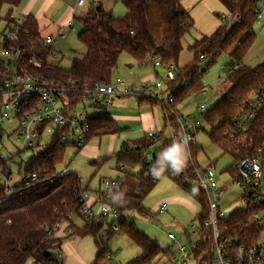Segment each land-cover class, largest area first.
<instances>
[{"label":"trees","instance_id":"16d2710c","mask_svg":"<svg viewBox=\"0 0 264 264\" xmlns=\"http://www.w3.org/2000/svg\"><path fill=\"white\" fill-rule=\"evenodd\" d=\"M24 0H0V8L5 5L7 10L0 20L14 21L13 9ZM125 7L124 14L115 16L111 11L100 6L89 7L82 14L73 17L81 30L77 34L79 42L85 48L80 57L72 58L68 67L48 62V47L41 48L37 53L45 61L38 71L45 76L65 82L72 79L75 85L83 82L112 81V73L117 66L118 57L122 52L128 53L138 64H143L148 55L159 57L162 69L168 63L177 66L175 77L171 80L162 78L163 83L174 96L175 104L185 97L188 89L200 86L201 76L211 67L215 58L221 53H229L234 59L237 68L229 69L226 78L228 84L222 88L221 96L209 108L199 115L191 113L207 124L209 138L223 152H228L236 159L243 155L249 147V136L229 141L225 131L229 128L231 120L238 110L244 105L250 93L264 84V62L253 67L246 66L242 59L251 47L255 33L251 26L257 20L263 8L264 0H219L230 16L225 20L216 15L220 20L217 27L210 34H202L188 44L192 59L185 65H177L179 54L182 50V39L194 28V20L189 10L183 7L181 0H119ZM23 20L18 26L17 42L29 44L40 39L41 28L31 14L22 15ZM13 44V43H12ZM27 54L26 56H28ZM205 56L203 60L200 56ZM161 77V76H160ZM199 86H197L199 88ZM200 90L198 91V93ZM71 106L75 108L81 100L79 91H69ZM139 103H155L149 99L136 98ZM163 108V107H162ZM165 122L173 129L174 137L164 139L159 145L154 146L150 152L151 159L145 162L143 156L161 139L158 132L154 139H149L152 132L145 133L141 138L133 140L129 145L126 141L121 143V151L116 154L117 167L127 171L134 166H140L139 172L133 174L135 182H126L116 179L113 191H97L98 202L108 201L116 207L119 232L130 239L138 248V256L127 264H156L157 256L163 255L172 263L170 250L162 249L155 241L145 236L135 227L134 218L129 212L135 210L139 215H146L148 211L142 205L143 198L152 190L157 180L162 177H153L149 169L156 159V155L172 142L178 134L175 116L165 110ZM89 132L87 141L92 137L118 132L114 122L107 115L88 117ZM251 135V133H250ZM252 140H257L258 135L252 132ZM66 146L58 140L54 133L48 142L39 147L25 161L18 163V173L22 175L36 174L34 182L48 183L38 185L28 191L12 197H6L0 187V264H25L32 260L33 264H63L59 254L61 240L53 236L54 231L63 222H68L67 227L74 230L72 235L93 237L98 253L92 264H107L106 254L110 251L107 243L117 232L103 226V218L97 216L77 227L71 217L76 216L80 204L81 190L88 189L87 183L81 185L79 177L74 172L57 175V166L65 156ZM197 148L191 149L190 160L184 171L191 172L194 166H199L195 160ZM18 154V153H17ZM11 158H3L0 162L6 165ZM99 160V161H98ZM106 158L94 160L102 163ZM98 161V162H97ZM10 168V167H9ZM185 192H193L194 199L199 203L200 210L195 215L197 220L206 215V203L202 193L190 185L183 184L175 174L166 172ZM236 178L233 172L229 182ZM30 181L28 183H34ZM14 187L12 191L21 186ZM119 192H124L123 202L115 200ZM95 207V206H94ZM245 209H234L222 220L227 225V236L233 242L249 246L257 237L254 226L247 219ZM111 220L108 222V225ZM117 233V234H118ZM103 234L107 237L102 240ZM234 248V247H232ZM231 250V249H229ZM203 251V253L201 252ZM196 264H214L213 247L209 236H206L195 250Z\"/></svg>","mask_w":264,"mask_h":264},{"label":"built area","instance_id":"2783aa9c","mask_svg":"<svg viewBox=\"0 0 264 264\" xmlns=\"http://www.w3.org/2000/svg\"><path fill=\"white\" fill-rule=\"evenodd\" d=\"M84 2L85 0H77L78 5ZM229 16L230 13L227 12L224 19L227 20ZM22 20V15L15 16L12 22L0 20L3 22L0 31V122L9 117L15 118L16 126L9 134L17 130L18 140L26 141L27 148L32 149L34 147L32 139L39 137L43 129L51 125L62 145L81 149L87 143L90 126L88 116L77 112L76 106L85 101H89L96 107L102 106L109 97L121 95L149 99L159 104L175 116L178 133L183 131L191 136L190 150L197 148L195 137L202 129V121L191 113H182L179 110L174 96L161 79L156 77L154 80L128 83L116 77L110 82L85 81L77 86L72 79L62 82L49 78L37 70L45 63L41 55L38 56L37 53L41 48L48 47L46 59L49 56L56 57L57 55L50 51L54 37L47 34L29 44L17 42L16 31ZM27 54L29 55L26 56ZM200 58L206 59L202 55ZM146 61L153 68H162L163 64L159 57L148 55ZM237 67L238 64H233L230 69ZM176 70L177 66L173 63L165 65L163 67L165 78L173 79ZM69 91L81 93V100L75 108L71 106ZM201 92L204 93L203 90ZM196 109L203 112L206 105L199 103ZM255 130L258 135L256 141L252 140V132ZM246 135L249 136V147L243 155L235 159L236 178L233 182H221L213 164L204 167L194 166L189 173L183 170L175 174L183 184L190 185L202 193L206 203V215L197 222L192 221L185 228L184 241L177 239L172 232L167 233V237L177 245L179 250V254L173 257L177 264H191L190 260L195 258V250L206 236H209L213 247L214 264H264V84L250 93L225 131V137L229 141L238 140ZM155 137L156 132H152L149 139L152 140ZM1 159L3 157L0 156ZM150 159L151 154L147 152L142 160L148 162ZM36 178V174L24 176L13 173L7 163L4 165L0 162V187L5 194L21 184L28 185L30 181L34 182ZM79 183L82 185L80 178ZM116 184V180L104 181L109 192L113 191ZM228 188L236 189L237 192L230 202H239L234 209L246 210L247 219L252 222L257 234L255 241L247 247L243 244L236 245L227 236V232L224 233L228 227L222 224L226 215L221 209V200ZM190 195L194 198L193 192ZM90 196L91 192L88 189H82L79 194L82 203L77 216L83 224L101 216L103 226L118 233L120 215L117 208L108 201L99 202L94 207ZM167 208V203L163 201L158 205L156 212L161 214ZM110 220L111 223L108 225ZM67 230L69 235L74 232L72 228ZM106 239L107 237L103 234L102 240ZM106 260L109 264L116 262L112 251L107 252Z\"/></svg>","mask_w":264,"mask_h":264},{"label":"rangeland","instance_id":"374dc122","mask_svg":"<svg viewBox=\"0 0 264 264\" xmlns=\"http://www.w3.org/2000/svg\"><path fill=\"white\" fill-rule=\"evenodd\" d=\"M205 3L206 2H203L195 8L196 18L193 17L194 28L184 36L182 50L179 54L177 63L178 65H184L190 60L191 52L188 50V44L192 42L193 38H195L199 32L208 34L205 31H209L211 28L214 30L217 22L219 21L216 17V13H218L221 17L227 14L226 9L221 3ZM21 6L22 4L14 7L13 17L21 14ZM117 7L123 8V5L118 4ZM6 10L7 6L5 5L0 8V14L2 17L4 16ZM114 14L117 13L114 12ZM52 15L53 18L51 17ZM46 17L50 20V23H47L44 27H40L41 36L51 34L54 37V41L50 46V51L51 53H55L57 55L56 57L49 56L48 62L52 64H59L63 67H68L72 58L80 57L85 51V48L77 38L78 26L74 25L71 30H69L67 27L64 31V35L60 36V32L56 30L55 25L57 19L56 14L49 12L46 14ZM258 20L259 16L255 21L256 23L251 26L252 31L255 30L257 32L259 26L257 22ZM2 27L3 22L1 21L0 31L2 30ZM258 41H260L261 44H259L255 50L252 49L250 52H247V55H245V57L242 59V63L244 65L253 67L264 62V39L260 37ZM131 59V56L126 52H122L119 55L117 66L112 73V80L116 77H120L126 82L128 81V78L133 79L135 76L139 77V79L143 77H152L151 70L154 68L148 61L145 60V62L141 65L143 68L138 70L136 64ZM234 63V59L229 53H221L218 55L211 67L200 78V82H202L201 84H204L203 90H205V93H198L199 89L197 86H199V84L193 86L192 89H188L185 97L180 102V106L178 104V107L182 108L181 112L195 113L196 115H199V112L196 110V106L199 103H204L207 108L212 106L221 96L220 91L222 90V87H226L225 84L227 85L228 83L226 78L229 74L230 67ZM131 65H133V67H131ZM160 69L162 71H159L158 73L161 77L159 76L158 78L162 80V78H165V76L163 69ZM219 74L221 78L225 79L219 80V78H217ZM75 110L82 114H86L89 117L99 114L98 112L101 113L103 111V109H98V107L93 106L89 101L80 103L78 106H76ZM168 125L167 130H169L167 131L166 136L170 135V137H174V132L173 130L171 131L169 128L170 125ZM15 126L16 119L13 117L3 119L2 122H0V156L3 158H11L10 161H7V165L12 169L13 173H18V163H20V161H25L39 147L48 142L53 136L54 128L49 125L43 129L39 137L32 139L34 147L30 149L27 148L26 141L18 140L17 130H15L12 134H9ZM195 138L197 142L195 160L199 166L204 167L206 165L213 164L220 181H230L233 172H235V158L232 156V154L223 152V150H221L209 138L208 127L206 123L202 124V129L197 133ZM124 139L125 137L122 135L119 137V139H116L111 138L109 134L102 135L100 137H92L89 140L87 146L98 149L97 155L94 157L84 154L83 151H79L74 146H67L64 160L56 168L57 175L67 172L76 173L82 180V185L87 183L88 190L92 194L97 193L99 190H109L104 185V181L106 179H123L127 174L126 182L128 181L129 184L134 183L135 179L133 178V174L140 171V166H134L127 171H122L117 167L116 154L121 151L120 142L124 141ZM160 141L161 140L156 141L153 147H151L148 151L153 152L154 146H157ZM101 158H106V160L102 163L93 162L94 160L96 161L97 159ZM50 180L51 179L21 186L16 190L6 194V197H12L19 193L28 191L38 185L48 183ZM236 192V189L228 188L223 193L221 209L226 216L231 212L232 209L239 205V202H230V200L234 198L233 196L236 194ZM164 199L171 200V205L169 206L168 211H164V213L158 215L156 212L158 204ZM142 205L146 208L148 214L139 215L135 210L129 212V216L134 218L136 229L151 240L155 241L162 249L170 250L172 253V261H174L173 257L176 254H179V250L177 245L167 237V233L172 232L175 234L177 239L184 241V232L176 231V224L178 223L182 226H188L191 223L190 220L197 222L195 216L192 217V207L195 206L197 212H199V203L189 193L185 192L180 186H178L172 178L167 175H163L157 180L152 190L143 198ZM75 237L76 236H72L71 238L75 239ZM107 245L115 256L116 262L114 264H117L118 262L124 264L129 263L139 254V248L122 233L115 234L111 239L108 240ZM201 252L203 253V251ZM160 257H163V255H158L156 259L158 260ZM61 260L63 263L64 259L61 258ZM105 262L109 264L106 259ZM196 262L197 259L195 258L190 260L191 264H196ZM25 264L33 263L32 260L29 259Z\"/></svg>","mask_w":264,"mask_h":264},{"label":"crops","instance_id":"0c3cea01","mask_svg":"<svg viewBox=\"0 0 264 264\" xmlns=\"http://www.w3.org/2000/svg\"><path fill=\"white\" fill-rule=\"evenodd\" d=\"M119 2H120L119 0H85V2L82 5H78L77 0H24L21 3L22 4V6L20 7L21 14L19 15L31 14L37 20L39 27L41 26L44 27L47 23H50V20L46 17V14L49 12H52L53 14H56L57 16V19L55 22L56 30L60 32V36H62L64 35V31L67 27L69 30H71L74 25L78 26V33L80 32L81 27L77 22L73 20V17L76 15L82 14L91 6L93 7L100 6L104 10L111 11L113 14L115 12L117 13V14H114L115 16H120L124 14L125 7L124 6L123 8L117 7L118 4H122L121 2L120 3ZM203 2H206L205 4H210L212 2L221 3L219 0H190V1L181 0V4L183 5V7L188 9L190 14L194 18H196L195 16L196 6H198L199 4H202ZM217 14L218 13H216V15ZM260 15H259V20L257 21L259 24L258 30L256 32L253 29L254 30L253 32L255 33V38L248 52H250V50L252 49L255 50L257 46L261 44V42L258 41L260 37L264 39V35H263L264 34V6L262 8ZM51 17L53 18V15ZM217 19L219 21L217 22L215 28L217 27V25L219 24L221 20L218 17ZM255 23L256 22H254L253 25ZM212 30L213 28L205 32L210 34ZM202 34H205V33L199 32L198 35L193 39L199 38ZM183 39H182V44H183ZM191 59H192V53H191L190 60ZM131 60L136 64L138 70H141L143 68V66H141L142 64H138L136 61H134L133 58ZM178 66L181 67L183 65H178ZM131 67H133V65H131ZM151 71H152L151 78L143 77L139 79V77L135 76L133 79L128 78V81L126 82L136 83V82L145 81V80H154L156 77L160 76L158 72L162 70L160 69V67H158V68H154ZM217 78H219V80L223 79L221 78L220 74L218 75ZM201 83L202 82H200V86L198 89L200 90V93H203L201 92V90L204 89V84L202 85ZM203 91L205 93V90ZM221 91H220V95H221ZM180 102H179V106H180ZM97 107L98 109L100 108L103 109V111L101 113L98 112L99 114H96L94 116L107 114L112 119L116 128L118 129L117 133L109 134L111 138L119 139V137L122 135L126 139V140L124 139V141H126L127 144L129 145L132 143L133 140L141 138L147 132H156V135L158 132H161L162 134L161 136L163 137L159 139L161 140L160 143L163 142L164 139L171 138L170 135L166 136V133L169 130V129L167 130V125L169 123L166 124L165 122V119H164L165 111L157 103H150V102L139 103V100H137L135 97L133 98V97H126V96L121 95V96L109 97L107 101L103 103L102 106H97ZM178 108L180 111L182 110V108L180 107ZM169 128L171 129V131L173 130L171 125ZM88 142L89 141H87V143L81 149H79V151H83L84 154L94 157L95 155H97L98 149L95 147L94 148L88 147L87 146ZM121 143L122 142H120V146H121ZM90 197H91L90 200L94 203L98 196H97V193L95 194L91 193ZM163 201L167 203L168 208H169L172 201L169 199H164L161 202ZM168 208L166 211H168ZM197 213H198L197 209L195 208V206H193L192 207V214H193L192 217H194ZM161 214H158V215H161ZM71 219H72V222L77 227L82 226L83 222L77 215L72 216ZM190 221L192 222V220ZM67 225H68V222L66 221L61 223L59 227L54 231V234H53L54 237L59 238L61 240L60 246H59V254L61 258L64 259L63 264H92L98 253V247L93 237L90 235H85V236L69 235L67 232L68 231ZM186 227H187L186 225L182 226L177 223L175 228H176V231L184 232ZM72 236H76L75 239H72L71 238ZM184 236H185V232H184ZM157 263L177 264L176 261H173L172 263L168 262L165 256L160 257V259L157 260ZM121 264H124V263H121Z\"/></svg>","mask_w":264,"mask_h":264},{"label":"clouds","instance_id":"9594fccd","mask_svg":"<svg viewBox=\"0 0 264 264\" xmlns=\"http://www.w3.org/2000/svg\"><path fill=\"white\" fill-rule=\"evenodd\" d=\"M190 141L191 136L186 132H179L170 144L164 147L156 155V159L151 165L149 171L153 177H160L166 172L173 174L181 173L187 166L190 157ZM124 192H119L115 200L123 202Z\"/></svg>","mask_w":264,"mask_h":264}]
</instances>
